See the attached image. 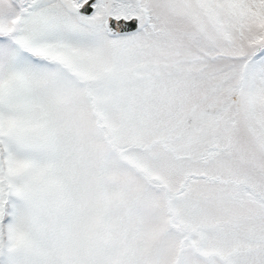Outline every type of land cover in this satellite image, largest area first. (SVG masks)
Masks as SVG:
<instances>
[{"label":"snow or ice","instance_id":"6c2138e0","mask_svg":"<svg viewBox=\"0 0 264 264\" xmlns=\"http://www.w3.org/2000/svg\"><path fill=\"white\" fill-rule=\"evenodd\" d=\"M0 264H264V0H0Z\"/></svg>","mask_w":264,"mask_h":264}]
</instances>
